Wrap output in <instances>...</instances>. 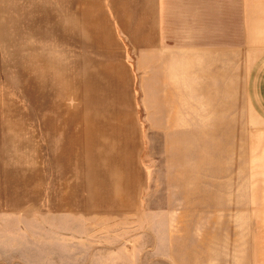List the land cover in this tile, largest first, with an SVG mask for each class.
Returning a JSON list of instances; mask_svg holds the SVG:
<instances>
[{
	"label": "rangeland",
	"instance_id": "obj_1",
	"mask_svg": "<svg viewBox=\"0 0 264 264\" xmlns=\"http://www.w3.org/2000/svg\"><path fill=\"white\" fill-rule=\"evenodd\" d=\"M53 2L0 0V248L14 243L2 234L9 216L23 211L31 247L23 264H75L50 249L32 252L38 218L46 241L65 236L50 229L52 206L67 210L90 198L86 192L109 188L120 142L125 179L141 182V236L155 210L158 235L221 239L222 262L231 247L238 264L264 263L259 102L250 108L240 84L233 102L224 85L219 95L220 86L204 85L206 99L189 102L187 131L180 117L172 118L175 131H152L150 106L160 101L142 98L119 53L53 50ZM126 58L133 66V54ZM259 59L254 53L253 63ZM3 258L0 264L17 263Z\"/></svg>",
	"mask_w": 264,
	"mask_h": 264
},
{
	"label": "crops",
	"instance_id": "obj_2",
	"mask_svg": "<svg viewBox=\"0 0 264 264\" xmlns=\"http://www.w3.org/2000/svg\"><path fill=\"white\" fill-rule=\"evenodd\" d=\"M53 1V50L119 53L120 67L134 73L142 98L160 101L159 107L150 106L152 131H175L174 117L182 118L186 126L180 130L187 131L189 102L206 99L204 85L220 86L218 95L224 85V95L232 102L237 85H243L250 108L259 102L264 122V0ZM128 51L134 56L133 66L126 58ZM254 53L260 54L255 64ZM122 147L120 142L112 147L116 160L110 169L116 174L109 188L86 192L90 198L67 210L52 206L50 229L65 236H49L46 241L44 222L38 218L41 231L31 243L32 252L50 249L75 264H205L210 253L211 264H238L231 247L224 252L228 250V261H221V239L171 236L168 231L158 235L155 210L147 212V233L139 234L142 187L140 180L132 184L125 179ZM9 222L2 234L14 243H5L0 255L23 264L31 251L28 216L17 211ZM161 222L168 229L169 221Z\"/></svg>",
	"mask_w": 264,
	"mask_h": 264
}]
</instances>
